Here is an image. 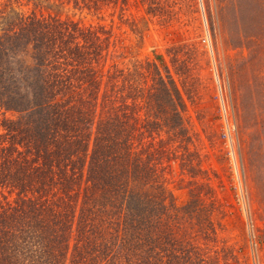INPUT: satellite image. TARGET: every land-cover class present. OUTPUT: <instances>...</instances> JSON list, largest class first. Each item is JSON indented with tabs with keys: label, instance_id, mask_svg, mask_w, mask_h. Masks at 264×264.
Masks as SVG:
<instances>
[{
	"label": "trees",
	"instance_id": "trees-1",
	"mask_svg": "<svg viewBox=\"0 0 264 264\" xmlns=\"http://www.w3.org/2000/svg\"><path fill=\"white\" fill-rule=\"evenodd\" d=\"M110 38L103 27L0 16V110L11 114L0 124V264L169 257L177 205L166 170L180 150L183 170L204 174L187 105L161 58L133 70L109 63Z\"/></svg>",
	"mask_w": 264,
	"mask_h": 264
},
{
	"label": "rangeland",
	"instance_id": "rangeland-1",
	"mask_svg": "<svg viewBox=\"0 0 264 264\" xmlns=\"http://www.w3.org/2000/svg\"><path fill=\"white\" fill-rule=\"evenodd\" d=\"M115 3L93 11L53 0H0V16L34 15L82 28L103 27L111 37L109 63L133 70L159 57L169 68L187 105L194 163L204 174L197 168L183 170L180 150L166 170L164 186L177 210L173 241L165 245L169 257L162 264H248L246 225L234 200L224 144L223 99L228 121L236 126L264 264V0ZM5 118L11 114L0 110V124ZM161 138L167 139L163 132ZM178 145L176 140L175 150Z\"/></svg>",
	"mask_w": 264,
	"mask_h": 264
},
{
	"label": "built area",
	"instance_id": "built-area-1",
	"mask_svg": "<svg viewBox=\"0 0 264 264\" xmlns=\"http://www.w3.org/2000/svg\"><path fill=\"white\" fill-rule=\"evenodd\" d=\"M220 87V85H219ZM222 98V97H221ZM222 100V108L225 118L224 123V144L227 149L231 188L234 196V200L244 217L246 231H247V248L246 259L248 264H261L260 247L256 236V228L251 218L250 207L248 201V192L245 182V169L242 158L240 156L239 149L237 147L236 138V126L234 123L228 121V115L226 113L225 104Z\"/></svg>",
	"mask_w": 264,
	"mask_h": 264
}]
</instances>
